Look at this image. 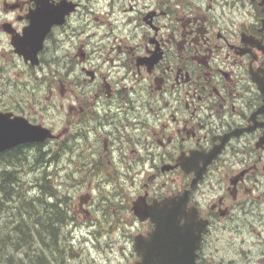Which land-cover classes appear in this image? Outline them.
<instances>
[{
	"label": "flooded vegetation",
	"instance_id": "flooded-vegetation-1",
	"mask_svg": "<svg viewBox=\"0 0 264 264\" xmlns=\"http://www.w3.org/2000/svg\"><path fill=\"white\" fill-rule=\"evenodd\" d=\"M0 115L53 135L0 172L35 151L82 192L39 172L38 264L143 263L156 222L196 264H264V0H0Z\"/></svg>",
	"mask_w": 264,
	"mask_h": 264
},
{
	"label": "trees",
	"instance_id": "trees-1",
	"mask_svg": "<svg viewBox=\"0 0 264 264\" xmlns=\"http://www.w3.org/2000/svg\"><path fill=\"white\" fill-rule=\"evenodd\" d=\"M14 174V172H0V215L9 209L11 204L13 209L14 207L15 210L18 209L12 222H0V253L3 254L1 256L3 260L7 259V262L2 261L1 264H38V260L40 261L38 242L42 240L40 228L42 224L48 227L49 220L41 222L37 219L36 212L31 214L29 209L34 210L32 203L39 201V197L37 194L32 197L26 195L22 197L18 192L19 179ZM55 217L56 224L58 221L62 222L57 215ZM9 223L12 226L11 230H7ZM9 247H12L16 254L12 249L10 253H5Z\"/></svg>",
	"mask_w": 264,
	"mask_h": 264
},
{
	"label": "water",
	"instance_id": "water-1",
	"mask_svg": "<svg viewBox=\"0 0 264 264\" xmlns=\"http://www.w3.org/2000/svg\"><path fill=\"white\" fill-rule=\"evenodd\" d=\"M52 138L53 135L46 128L31 125L24 119L9 122L0 115V153L21 144L40 143ZM156 223L157 229L151 235V240L154 243L164 241L165 245L162 249L169 250L168 252H162L160 246H153L150 251L149 247L150 253L143 255L145 260H143V263L138 264H196L195 251L198 247L200 233L198 232L197 235L193 232L185 233L182 231V227L177 229V224L174 223V235L173 240H171V237L166 238V236L162 237L159 234L162 224ZM191 225H193V222L189 223V226ZM172 241L173 245L171 244ZM183 250L184 254L181 253Z\"/></svg>",
	"mask_w": 264,
	"mask_h": 264
},
{
	"label": "rangeland",
	"instance_id": "rangeland-1",
	"mask_svg": "<svg viewBox=\"0 0 264 264\" xmlns=\"http://www.w3.org/2000/svg\"><path fill=\"white\" fill-rule=\"evenodd\" d=\"M63 66V64H61L59 67L61 68ZM44 94H40V101L42 98V104H43V108L44 111L46 113V115L40 117L39 115H37V117H39L40 123L45 124V125H53L54 124V120L51 115V113L47 112L48 110L46 109V107L49 105L50 106V100H46L47 97V92L46 90H44ZM30 95V92H27ZM59 91L57 88V99L60 98L59 97ZM30 98V96L28 97V99ZM33 97L31 99L28 100V103L30 104L32 101ZM59 103V100H57V104ZM67 103V102H65ZM64 103V104H65ZM39 109V106L37 108V110ZM52 110V108H51ZM60 128V125L58 124V120H57V129ZM36 152L34 151L29 152L28 157H27V161H24L23 165H21L20 169L18 172H14L18 179H19V186H18V192L19 194L23 197L24 195L28 196V197H32L35 196L38 192V189L36 188V182L38 181L39 178V172H47L49 174H54V176H52V181H51V185H57V184H61L62 182H64V186L61 187L62 190V194H64V196H69L76 198L78 195H80L82 192L79 191L76 194H73V190L72 187H70V177L68 176L70 174L68 169H64L67 165H69V160L66 161H62L61 164L58 165V169L62 170V171H58L61 177L57 176V179L55 178L57 175V167L51 164H46L45 167L43 168V170H41V166H38L35 168L36 162L33 159V156ZM45 160V159H44ZM2 164V160H0V165ZM3 168V167H0ZM67 174V175H66ZM72 190V191H71ZM85 194H86V190H85ZM17 200V199H16ZM34 210L29 209V211L31 212V214H33L34 212L37 213V210L39 208V204L38 201H35L32 203ZM19 205V203H18ZM18 213V209L15 210V207L13 209V205H10V208L7 209L6 211H4L0 216H2L0 218V222L4 223V222H12L14 220V214ZM23 217V216H22ZM27 218V217H25ZM8 230V227H7ZM111 236L113 237V234H111ZM13 250L12 247L7 248V252L5 253H10V250ZM17 250V249H16ZM15 252V250H13ZM25 251V250H24ZM114 254L113 255H106V256H97L99 260H97V262L95 264H101L100 260L101 259H105L107 262H110L111 264H119V260L122 258L121 256L117 255L116 252V248H114ZM16 254V252H15ZM3 254L0 253V264L3 262H7V259H2ZM5 256V255H4ZM94 258L97 259L96 256H93ZM85 258H88L87 256H85ZM231 258V257H230ZM3 261V262H2ZM60 264V263H59Z\"/></svg>",
	"mask_w": 264,
	"mask_h": 264
},
{
	"label": "clouds",
	"instance_id": "clouds-1",
	"mask_svg": "<svg viewBox=\"0 0 264 264\" xmlns=\"http://www.w3.org/2000/svg\"><path fill=\"white\" fill-rule=\"evenodd\" d=\"M11 17H9V19H10Z\"/></svg>",
	"mask_w": 264,
	"mask_h": 264
}]
</instances>
